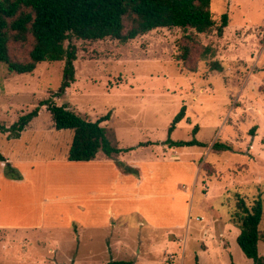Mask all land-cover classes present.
I'll return each instance as SVG.
<instances>
[{"label":"rangeland","instance_id":"obj_1","mask_svg":"<svg viewBox=\"0 0 264 264\" xmlns=\"http://www.w3.org/2000/svg\"><path fill=\"white\" fill-rule=\"evenodd\" d=\"M210 4L216 26L227 13L222 36L216 28L207 33L159 28L126 43L73 39L74 81L60 94L64 61L42 62L30 74L9 72L0 63V153L11 163H24L17 169H44H32V160L67 161L73 131L56 130L46 106H39L18 137L4 131L50 99L90 121L110 113L101 126L113 144L128 149L114 159L136 167L143 179L138 186L134 174L115 175L112 160L99 152L97 180L74 190L115 193L109 208L120 214L107 218L109 199L91 193L87 199L33 205L36 218L26 223L16 222L13 206L12 219L3 218L2 225L18 227L12 230L17 241L8 251L0 241V264H253L238 246L239 229L231 222L236 194L247 204L258 195L263 200L258 253L264 256V0ZM31 44L30 38L10 44L11 58L27 62ZM183 46L189 49L185 62ZM205 47L213 55L203 57ZM212 61L222 70H211ZM183 105L185 116L170 138L194 136L205 146L165 143ZM215 141L232 149L215 150ZM77 165L71 171L85 172L90 162ZM71 188L51 186L47 192L62 195ZM139 191L145 195L131 196ZM71 215L83 225L70 224ZM1 237L6 235L0 231Z\"/></svg>","mask_w":264,"mask_h":264},{"label":"trees","instance_id":"obj_2","mask_svg":"<svg viewBox=\"0 0 264 264\" xmlns=\"http://www.w3.org/2000/svg\"><path fill=\"white\" fill-rule=\"evenodd\" d=\"M211 0H0V63L16 74H30L42 62L64 61V78L61 91L74 81V61L77 48L72 43L77 40L115 39L126 43L137 36L159 28L193 29L196 33H207L216 28L222 36L228 25L227 13L220 16V24L211 13ZM31 39L28 61L19 62L10 56V44H20ZM213 52L205 47L201 55ZM189 56L187 46L182 47L181 59ZM210 69L221 71L218 61L210 63ZM39 106H46L56 130L73 131L67 153L70 162H88L102 152L108 158H115L128 149L113 144L102 122L109 120L106 113L96 121H90L65 105H56L50 99L40 101L33 110L19 117L10 127V135L18 137L20 132L38 115ZM185 116V106L174 116L168 128L165 141L171 147L205 146L194 136L189 140H172L171 132ZM3 126L0 124V130ZM197 127L194 128V134ZM253 132V131H252ZM213 149L231 150L232 145L221 141L213 142ZM0 161H5L0 154ZM124 172L137 175V170L124 167ZM7 177L19 179L20 175L9 163L4 166ZM263 215V200L257 196L250 204L244 197L235 195V207L231 222L239 229L237 244L253 264H264V256L258 253L261 240L259 229ZM105 264H133L129 260H110Z\"/></svg>","mask_w":264,"mask_h":264},{"label":"crops","instance_id":"obj_3","mask_svg":"<svg viewBox=\"0 0 264 264\" xmlns=\"http://www.w3.org/2000/svg\"><path fill=\"white\" fill-rule=\"evenodd\" d=\"M30 124V123H29ZM27 127V126H26ZM25 127V128H26ZM68 153V152H67ZM67 153H66V160H67ZM1 154V153H0ZM99 154V153H98ZM98 154L96 158L90 162V165L86 167L85 172H80V171H71L74 170L72 169L75 166H78V162H70V161H61L59 163L57 162H50L48 160H38L37 162L35 161H30L29 165L33 169L35 166H42L44 169L42 171H27L23 172L19 169H17L15 166L21 164L24 165V163L21 162H15L11 163L8 161L6 157L3 156L5 161H0V184L3 186L4 193L6 195V202L3 200L1 202L0 198V231L4 235H6L5 238H0V241H2V247L1 250H12L15 248V243H16V238L14 237V234L12 233V230H16L18 227H13V226H7L2 225V222L7 221L12 219V209H14L13 206L17 209V213L13 214L16 217V222L18 223H26L32 221L34 218H36V215L32 216V211L31 208L33 205H45L49 201L52 202H61V201H66V200H71V201H77L82 199L83 197H86L87 199V194H89L91 197H96V196H102L106 197V200L109 199V204L108 208L106 209V215L107 218H113L116 217L118 214L117 212H113L111 208H109V205L114 202V195L115 193L110 192L109 194L106 192H99L96 189H90L85 192H80L81 188L79 190H74L76 189V186L82 185L83 182L91 183L92 181H96L98 178V167L99 163H96L95 160L98 159ZM120 155V154H119ZM118 155V156H119ZM102 158L107 161V159L112 160V165H111V170L113 173L115 172L116 174H125V175H130L131 173L124 172L122 169V172L118 169L121 168L118 164V162H121V160H116L114 158H108L104 154L102 155ZM114 160V161H113ZM6 163H9L13 168L16 169V171L19 173L20 178L19 179H13L9 178L5 175L4 173V166ZM124 163V162H121ZM14 165V166H13ZM54 165L53 170L47 169L48 166ZM127 167H131L127 165ZM70 168V169H68ZM135 170L136 167H131ZM69 170V171H68ZM110 170V171H111ZM103 171V170H102ZM106 172V171H105ZM104 173V172H103ZM101 176V175H100ZM137 179H133V181L136 182L138 186H142L143 184V179L137 175H135ZM65 177V178H64ZM56 178H61V179H56ZM53 179V180H52ZM51 186H60V187H65L68 188L72 187L70 191H60L62 195L55 194L54 196H50L47 191H49ZM1 191V188H0ZM138 193L140 194H133L131 196H141L145 195L144 193L142 194L141 191ZM1 194V192H0ZM14 194V198H13ZM147 195V194H146ZM116 196V195H115ZM1 197V196H0ZM146 197V196H144ZM76 199V200H75ZM97 199V198H95ZM7 205V206H5ZM29 208V210H28ZM82 208V207H80ZM19 209V210H18ZM29 211V213H27ZM31 214V215H30ZM42 213H40L41 215ZM5 216V217H4ZM39 217V216H37ZM71 223H80L79 221H75L74 216L71 215ZM4 218V221L2 220ZM83 225V224H82ZM86 225V224H85ZM84 225V226H85ZM69 226V224H68ZM176 226V225H174ZM3 228V229H2ZM19 244H17L18 246ZM60 262V261H58Z\"/></svg>","mask_w":264,"mask_h":264}]
</instances>
